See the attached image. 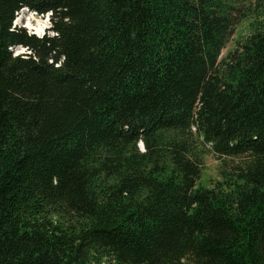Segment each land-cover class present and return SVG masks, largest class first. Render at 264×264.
Here are the masks:
<instances>
[{
  "label": "trees",
  "instance_id": "1",
  "mask_svg": "<svg viewBox=\"0 0 264 264\" xmlns=\"http://www.w3.org/2000/svg\"><path fill=\"white\" fill-rule=\"evenodd\" d=\"M0 264H264V0H0Z\"/></svg>",
  "mask_w": 264,
  "mask_h": 264
},
{
  "label": "rangeland",
  "instance_id": "2",
  "mask_svg": "<svg viewBox=\"0 0 264 264\" xmlns=\"http://www.w3.org/2000/svg\"><path fill=\"white\" fill-rule=\"evenodd\" d=\"M17 15L18 16L19 15L20 16L23 15L25 17H27L29 15H33V17L36 20H41L42 22H44V27H43L42 31L37 33L35 31V29H33V28L31 29L30 27L25 26V24H22L21 22H16L15 19H14V26H16V27H24L27 30V32L33 33V34H35L37 36H42V35L47 34V33L51 34V32L49 31V28L51 26L50 16L49 15H47V14L38 15V14H35V13L30 12L28 10L24 11L22 9L17 12L16 16ZM36 20L32 21L33 25L36 24L35 23ZM33 25H32V27H33ZM243 31H244V34H246L247 29H244V24L240 23V24L236 25V27L234 28V33H233L232 38L230 39V41L228 42L226 47L222 50V55L225 54V52L227 50L232 49L235 46V40L241 38L240 37L242 35L241 32H243ZM21 51L26 52V50H24V49L23 50L22 49L19 50V48H14V53L21 52ZM203 164L204 165H203V168H202V173H201L202 177L201 178L203 180L204 179L213 180V179L217 178V173H218L217 171H218V169L220 167V161L214 155H212L211 153L208 152L203 157Z\"/></svg>",
  "mask_w": 264,
  "mask_h": 264
},
{
  "label": "bare ground",
  "instance_id": "3",
  "mask_svg": "<svg viewBox=\"0 0 264 264\" xmlns=\"http://www.w3.org/2000/svg\"><path fill=\"white\" fill-rule=\"evenodd\" d=\"M24 10V9H23ZM25 11V10H24ZM15 20H16V22H21L22 24H25V26H27V27H30L31 29L33 28V29H35V31L37 32V33H39L40 31H42V29H43V27H44V22H42L41 20H36L34 17H33V15H29V16H27V17H25V16H16L15 17ZM33 20H36L35 21V25H33L32 24V21ZM15 22V23H16ZM32 25H33V27H32Z\"/></svg>",
  "mask_w": 264,
  "mask_h": 264
},
{
  "label": "water",
  "instance_id": "4",
  "mask_svg": "<svg viewBox=\"0 0 264 264\" xmlns=\"http://www.w3.org/2000/svg\"><path fill=\"white\" fill-rule=\"evenodd\" d=\"M24 10H27V9H24ZM13 25H14V21H13ZM17 48H19V50H20V49H22V50H23V49L26 50V48H24V47H20V46L17 47ZM19 53H25V52L21 51V52H16L15 54H19ZM26 53H29V51L26 50ZM140 147L143 149V145H142V143H140Z\"/></svg>",
  "mask_w": 264,
  "mask_h": 264
}]
</instances>
